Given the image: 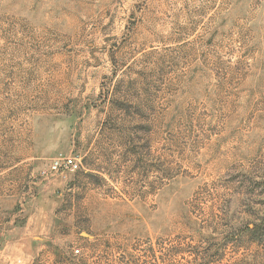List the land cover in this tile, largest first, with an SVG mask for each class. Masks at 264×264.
<instances>
[{"label": "rangeland", "instance_id": "374dc122", "mask_svg": "<svg viewBox=\"0 0 264 264\" xmlns=\"http://www.w3.org/2000/svg\"><path fill=\"white\" fill-rule=\"evenodd\" d=\"M27 249L264 264V0H0V264Z\"/></svg>", "mask_w": 264, "mask_h": 264}, {"label": "built area", "instance_id": "2783aa9c", "mask_svg": "<svg viewBox=\"0 0 264 264\" xmlns=\"http://www.w3.org/2000/svg\"><path fill=\"white\" fill-rule=\"evenodd\" d=\"M76 159H77L76 157H66L63 159H56L51 166V170L55 172L63 171L66 169L74 171L78 167V163ZM80 251L81 250L79 248L74 249L75 254L80 253Z\"/></svg>", "mask_w": 264, "mask_h": 264}, {"label": "crops", "instance_id": "0c3cea01", "mask_svg": "<svg viewBox=\"0 0 264 264\" xmlns=\"http://www.w3.org/2000/svg\"><path fill=\"white\" fill-rule=\"evenodd\" d=\"M25 253L27 254L26 256L28 257V259L24 260V264H30L31 259L36 256L37 252L36 251L34 252L33 250L27 249V250H25ZM3 264H14V263L12 261L10 262L7 260Z\"/></svg>", "mask_w": 264, "mask_h": 264}]
</instances>
